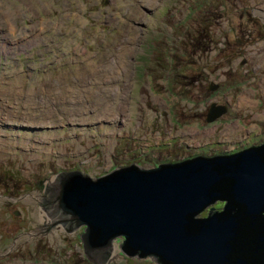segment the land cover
<instances>
[{"label": "rangeland", "instance_id": "rangeland-1", "mask_svg": "<svg viewBox=\"0 0 264 264\" xmlns=\"http://www.w3.org/2000/svg\"><path fill=\"white\" fill-rule=\"evenodd\" d=\"M261 145L264 0L0 1V264H94L82 230L46 223L59 173ZM120 245L106 264H157Z\"/></svg>", "mask_w": 264, "mask_h": 264}, {"label": "water", "instance_id": "water-1", "mask_svg": "<svg viewBox=\"0 0 264 264\" xmlns=\"http://www.w3.org/2000/svg\"><path fill=\"white\" fill-rule=\"evenodd\" d=\"M227 111L213 104L207 122ZM47 195L41 208L59 218L51 227L82 230L94 264H106L118 241L129 258L157 264H264V145L150 170L125 166L98 178L63 172ZM216 200L228 202L223 213L198 217Z\"/></svg>", "mask_w": 264, "mask_h": 264}, {"label": "trees", "instance_id": "trees-1", "mask_svg": "<svg viewBox=\"0 0 264 264\" xmlns=\"http://www.w3.org/2000/svg\"><path fill=\"white\" fill-rule=\"evenodd\" d=\"M201 3H199L198 5H200ZM192 15L190 14V17H191ZM198 48H199V50H202V48L201 47H199L198 46ZM259 147V146H258ZM234 153H236V152H234ZM187 160H191V158L190 159H187ZM227 201L226 200H216L214 203H212L210 206H213L214 208H215V205H219V206H223V208H221V210H219L220 209V207H216L218 210H214V212H218V213H223L224 212V210H225V207H226V205H227ZM217 205V206H218ZM209 206V208H207V209H205L204 211H203V213H205V212H207L205 215L206 216H204V217H202V218H207V217H209V212H210V210L212 209L211 207ZM207 210V211H206ZM135 257V256H134Z\"/></svg>", "mask_w": 264, "mask_h": 264}, {"label": "bare ground", "instance_id": "bare-ground-1", "mask_svg": "<svg viewBox=\"0 0 264 264\" xmlns=\"http://www.w3.org/2000/svg\"><path fill=\"white\" fill-rule=\"evenodd\" d=\"M0 1H1V0H0ZM5 16H6V18H7V17H9L10 15L8 16V14H5ZM8 19H9V18H8ZM257 63H258V62H257ZM100 70H101V69H100ZM98 72L101 73V71H99V70H98ZM93 75H94V74H93ZM96 75H98V74H96ZM94 76H95V75H94ZM89 78H91V77H89ZM87 79H88V78H87ZM85 80H86V79H85ZM85 80H84V81H85ZM90 80H92V78H91ZM89 82H90V81H89ZM14 83H15V82H14ZM85 85H87V81H86V84H85ZM11 86H12L13 88L15 87V86H13V85H11ZM20 86H23V85H20ZM66 86H67V85H66ZM79 86H80V85H79ZM81 86H83V85H81ZM12 87H11V88H12ZM17 87L19 88V86H17ZM17 87H16V88H17ZM5 88H6V87H5ZM7 88H8V87H7ZM71 88H72V87H71ZM1 89H2V88H1ZM8 89H9V88H8ZM68 89H69V88H68ZM3 90L5 91V89H3ZM3 90H2V92H3ZM73 90H74V89H73ZM12 91H13V90H12ZM16 91H17V90H16ZM69 91H70V90H69ZM69 91H68V92H69ZM2 92H1V93H2ZM6 92H7V91H6ZM20 92H21V91H20ZM21 93H22V92H21ZM10 94H11V92H10ZM14 94H17V92L14 93ZM22 95H23V94H22ZM22 95H21V96H22ZM30 95H31V94H30ZM14 96H15V95H14ZM18 96H19V95H18ZM47 96H48V95H47ZM2 97H3V96H2ZM2 97H1V98H2ZM10 97H11V96H10ZM31 97L33 98L34 96L31 95ZM5 98H6V97H5ZM83 98H84V97H83ZM6 99H7V98H6ZM8 99H9V98H8ZM17 99H18V98H17ZM4 100H5V99H4ZM18 100H19V99H18ZM247 103H248V101H247ZM81 106H82V105H81ZM10 107H11V106H10ZM30 108H32V107H30ZM10 109H11V108H10ZM76 109H78V108L76 107ZM76 109H75V110H76ZM79 110H80V109H79ZM82 110H83V109H82ZM4 111H5V110H4ZM8 111H9V110H8ZM4 113H5V112H4ZM29 114H30V113H29ZM30 115H31V114H30ZM35 115H36V114H35ZM33 116H34V114H33ZM244 150H245V149H244ZM242 151H243V150H242ZM242 151H235V152H236V153H239V152H242ZM233 153H234V152H233ZM225 155H226V154H224V156H225ZM222 156H223V155H222ZM215 157H216V156H215ZM193 159H194V158H193ZM57 218H58V217H57ZM45 220H46V223H50L49 220H48V217H47V213H45ZM50 224H51V223H50ZM115 249H117V247H116ZM115 253H116V252H114V254H115Z\"/></svg>", "mask_w": 264, "mask_h": 264}, {"label": "flooded vegetation", "instance_id": "flooded-vegetation-1", "mask_svg": "<svg viewBox=\"0 0 264 264\" xmlns=\"http://www.w3.org/2000/svg\"><path fill=\"white\" fill-rule=\"evenodd\" d=\"M250 148V147H249ZM244 150V149H243ZM216 156H222V155H216ZM198 157V156H197ZM215 157V156H214ZM191 159H193V158H191Z\"/></svg>", "mask_w": 264, "mask_h": 264}]
</instances>
